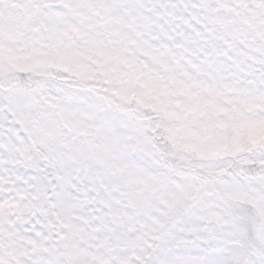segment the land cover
<instances>
[{
    "label": "snow or ice",
    "instance_id": "6c2138e0",
    "mask_svg": "<svg viewBox=\"0 0 264 264\" xmlns=\"http://www.w3.org/2000/svg\"><path fill=\"white\" fill-rule=\"evenodd\" d=\"M0 264H264V0H0Z\"/></svg>",
    "mask_w": 264,
    "mask_h": 264
}]
</instances>
